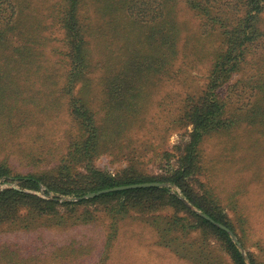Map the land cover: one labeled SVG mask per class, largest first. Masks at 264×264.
<instances>
[{"label":"rangeland","instance_id":"1","mask_svg":"<svg viewBox=\"0 0 264 264\" xmlns=\"http://www.w3.org/2000/svg\"><path fill=\"white\" fill-rule=\"evenodd\" d=\"M176 1L175 15L184 27L187 24V28L183 29L180 53L169 72L153 88H148L147 130L129 133L133 141L130 149L122 152L112 149L102 154L81 153L69 158L66 163L82 174L88 176L91 170L98 169L102 174L112 176H162L182 165L178 156L191 141L193 127L171 124V121L186 108L190 96L200 97L209 92V85L218 74L217 71L214 73L216 61L226 49L222 33L217 31L208 35L206 30L209 27L203 24L204 18L190 9L184 0ZM32 4L33 0H24L27 13H31ZM91 6L89 3L88 9H80L81 18L86 22L89 17L92 23H96L100 16ZM34 15L39 16L38 13ZM118 19L109 26L104 40L100 38L98 44L95 42L89 47L92 67L89 77L93 79V87L85 88L87 82L84 80L76 83L74 89L77 97L94 100L96 107L103 98L102 79L108 75L105 68L117 69L132 53L126 47L127 28L121 37L117 29ZM261 20L264 32V11ZM31 21L30 18L28 22ZM43 26L39 39H47L44 46L46 62L40 59L42 64L35 65L33 71L39 65L41 69L33 75L36 84L31 94L20 99L29 101L19 102L17 110L10 116L16 125L14 128L8 124L2 126L4 118L0 116V167L8 172L0 177V193L18 190L58 202L59 206H56V212L50 213L30 212L20 208L21 205H18L19 209L14 207L8 214L9 220L0 224V264H233L226 253L225 243L216 239L212 230L204 233L197 219L183 208L176 207L177 212L175 206L160 204L158 210L165 208L161 212H165L167 218L151 227L147 222L150 214L126 213L127 206L134 205L135 198L86 203L73 209L65 205L91 200L93 198L86 196L92 193L82 197L58 194L49 191L45 185L34 190L14 180L20 174L51 172L57 168L56 165H60V160L68 154L69 134L76 133L78 127L70 112L72 95L63 94L61 89L67 85L64 74L71 67V59L66 56L70 51L64 42L66 32L51 19L44 21ZM9 34L17 35L15 31ZM261 38L264 41V36ZM102 41L105 47L101 46ZM253 50L254 53L248 54L249 63L242 72L216 88L217 97L211 94V98L224 104L223 120L231 119L233 122H226L233 125L204 134L197 156L204 169L197 172H202L201 181L206 182L219 198L213 210L228 215L234 227L229 229L230 238L238 245L247 263L253 264L252 257H255L258 264H264V123H253L252 113L248 112L257 96L262 95L259 89L254 90L250 85L256 75L264 73V42ZM53 68L55 75L51 73ZM263 79L264 75L261 76ZM99 115L103 118L105 112L100 110ZM161 144L162 148H156ZM123 146H128V142ZM165 151L170 154L167 156ZM129 157L135 161L130 162ZM99 178L93 176L90 180ZM163 186L171 188L172 193L192 211L206 216L183 197L178 186L169 182ZM108 207L112 213L106 210ZM172 215L185 219L174 225L171 224ZM115 228H119L116 238L113 237Z\"/></svg>","mask_w":264,"mask_h":264},{"label":"trees","instance_id":"2","mask_svg":"<svg viewBox=\"0 0 264 264\" xmlns=\"http://www.w3.org/2000/svg\"><path fill=\"white\" fill-rule=\"evenodd\" d=\"M37 1L33 0L31 13H27L24 0H0V116L4 118L2 126L8 124L9 127L14 128L16 125L10 116L17 110L19 102L29 101L20 99H23L24 95L31 94L32 87L36 84L33 75L41 69L39 65L37 70L33 71L35 65L42 64L40 59L46 62L44 46L47 39L41 41L39 36L44 28L43 22L51 19L54 25H58L66 32L64 42L70 49L66 56L71 59V67L65 71L67 85L61 89L63 88V94L67 92L72 95L69 103L70 112L78 127L76 133L69 134L68 154L60 160V165H56L57 168L51 172L45 170L20 174L14 177V180L20 181L29 189L39 190L41 185H45L51 192L77 197L131 184L169 182L171 185L178 186L183 197L209 218L192 211L179 196L172 193L171 188L165 186L115 191L76 204L68 203L65 206L74 209L86 203L115 198L127 201L135 198L132 201L134 205L127 206L126 213L150 214L147 222H150L148 225L151 227L159 224L163 218H167L165 212H161L165 208L158 210L160 204L175 206V209L180 207L197 219L204 233L212 230L216 239L225 243L226 253L233 264H248L239 251L238 245L230 238V233L215 224L234 229L227 214L225 216L213 210V207L218 205L219 198L206 182L201 181L202 172L197 171L204 168L200 164L202 161H197V156L200 155L205 133L233 125L227 124V122H233L231 119L226 118L227 122L223 120L221 111L224 112V104L211 98V94L217 97L214 90L226 81H230L238 72H242L243 67L249 63L248 54L254 53L253 48L264 42L261 38L264 36L261 29L264 0H184L190 9L204 18L203 24L206 23L209 27V30H206L208 35L212 36L217 31L219 34L222 33L221 37L225 38L223 40L226 50L222 51L216 61L214 73L217 71L218 74L209 85V92L200 97L190 96L187 99L186 108L171 121V124H189L193 127L190 132L191 141L178 156L182 165L168 175H139L137 178L130 175H105L98 169L91 170L87 176L66 161L81 153L92 156L112 149H117L119 152L130 149L128 147L133 140L130 139L129 133L135 134L147 130L145 128L149 124L147 102L150 96L148 88H153V85L169 72L180 53L183 29L187 28V24L184 27L175 15L178 1ZM89 3L92 4L91 9L94 13L100 16L96 23H92L89 17L86 22L81 18L80 9H88ZM34 13H38L39 16H35ZM30 18L32 21L29 23ZM117 19V29L121 37L127 28L126 47H129L132 53L126 61L120 63L117 69L105 68L108 75L102 79L105 87L103 98L96 107L94 100L77 97L74 89L76 83L84 80L87 82L84 84L85 88L93 87L91 85L93 79L89 77L92 69L89 64L91 56L89 47L95 42L98 44L100 38L104 40L105 32L109 30L110 25L116 23ZM10 31H15L17 35L10 36ZM105 42L102 41V47L106 46ZM46 71L45 75L49 72L47 68ZM51 73L55 75L56 70L53 68ZM263 75L264 73L256 75L250 85L254 90L259 89L262 94L256 95L258 99L253 102L252 108L248 111L252 113L250 116L253 118V123L258 121L264 123V79L261 80ZM100 110L105 112L103 118L99 117ZM187 117L188 121L185 120ZM125 142H128V146H123ZM136 142L137 140L132 142L131 147ZM162 147L163 144L156 148ZM165 153L167 156L170 154L167 151ZM129 159L130 162L135 161L132 157ZM7 173V170L1 166L0 177ZM192 175L193 180H191ZM93 176H100V178L90 180ZM18 205L30 212L50 213L56 212V206H59V203L18 190H6L0 193V224L9 220V212L14 207L19 209ZM138 208L140 209L137 210ZM107 209L112 213L111 208ZM172 217L168 218L169 222ZM75 219L79 220V218ZM182 219L185 218L174 216L171 224H179ZM116 231H119V228H115L113 233L115 238L118 236ZM158 238L161 240V237L158 236ZM161 243L166 245L165 241L163 243L161 240ZM255 260V257H252L253 264H258Z\"/></svg>","mask_w":264,"mask_h":264},{"label":"water","instance_id":"3","mask_svg":"<svg viewBox=\"0 0 264 264\" xmlns=\"http://www.w3.org/2000/svg\"><path fill=\"white\" fill-rule=\"evenodd\" d=\"M163 185L164 184H160V183L131 184V185H126V186H120V187H114V188H110V189L101 190L99 192L87 195L86 198H95V197L101 196L103 194L111 193V192H115V191H122V190L135 189V188H148V187L163 186ZM205 217H207V216H205ZM207 218H209V217H207ZM215 224L219 227L225 228L232 235L231 231L227 227H225L221 224H218V223H215Z\"/></svg>","mask_w":264,"mask_h":264}]
</instances>
